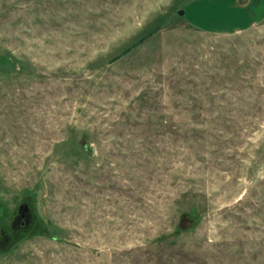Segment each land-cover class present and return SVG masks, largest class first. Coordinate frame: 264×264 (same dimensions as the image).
<instances>
[{
  "label": "rangeland",
  "instance_id": "rangeland-1",
  "mask_svg": "<svg viewBox=\"0 0 264 264\" xmlns=\"http://www.w3.org/2000/svg\"><path fill=\"white\" fill-rule=\"evenodd\" d=\"M263 12L0 0V264H264Z\"/></svg>",
  "mask_w": 264,
  "mask_h": 264
},
{
  "label": "flooded vegetation",
  "instance_id": "flooded-vegetation-1",
  "mask_svg": "<svg viewBox=\"0 0 264 264\" xmlns=\"http://www.w3.org/2000/svg\"><path fill=\"white\" fill-rule=\"evenodd\" d=\"M17 213L19 214V220L17 221L16 226L22 227L24 225V219L27 215V206H25L23 210H18V207H17Z\"/></svg>",
  "mask_w": 264,
  "mask_h": 264
},
{
  "label": "trees",
  "instance_id": "trees-1",
  "mask_svg": "<svg viewBox=\"0 0 264 264\" xmlns=\"http://www.w3.org/2000/svg\"><path fill=\"white\" fill-rule=\"evenodd\" d=\"M144 38H146V36L140 38V39H139L138 41H136L134 44H132L131 46H129V47L125 48L124 50H122V52L119 53V55L116 56L115 58H118L119 56H122L123 53H125V52L129 51L131 48L135 47L136 44H138V43H140L141 41H143ZM25 205H26V204H25Z\"/></svg>",
  "mask_w": 264,
  "mask_h": 264
},
{
  "label": "crops",
  "instance_id": "crops-1",
  "mask_svg": "<svg viewBox=\"0 0 264 264\" xmlns=\"http://www.w3.org/2000/svg\"><path fill=\"white\" fill-rule=\"evenodd\" d=\"M246 1V0H245ZM246 3V2H245ZM263 15H262V17L260 18V19H262L263 17H264V12L262 13ZM259 19V20H260ZM250 22L248 23V25H246L245 27H248V26H250V25H253L254 23H256L257 21H255V20H249Z\"/></svg>",
  "mask_w": 264,
  "mask_h": 264
},
{
  "label": "water",
  "instance_id": "water-1",
  "mask_svg": "<svg viewBox=\"0 0 264 264\" xmlns=\"http://www.w3.org/2000/svg\"><path fill=\"white\" fill-rule=\"evenodd\" d=\"M179 14H182V11H178ZM26 205L25 204H20L18 206V210H23V208L25 207Z\"/></svg>",
  "mask_w": 264,
  "mask_h": 264
}]
</instances>
